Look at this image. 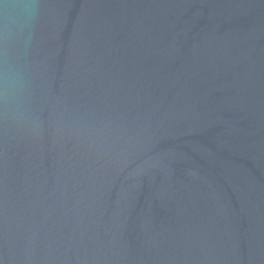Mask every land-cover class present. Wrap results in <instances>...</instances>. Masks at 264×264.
<instances>
[{"label":"water","instance_id":"obj_1","mask_svg":"<svg viewBox=\"0 0 264 264\" xmlns=\"http://www.w3.org/2000/svg\"><path fill=\"white\" fill-rule=\"evenodd\" d=\"M0 264H264V0H0Z\"/></svg>","mask_w":264,"mask_h":264}]
</instances>
